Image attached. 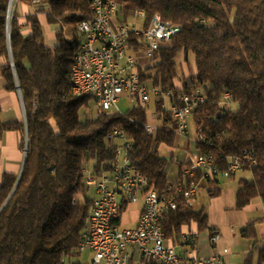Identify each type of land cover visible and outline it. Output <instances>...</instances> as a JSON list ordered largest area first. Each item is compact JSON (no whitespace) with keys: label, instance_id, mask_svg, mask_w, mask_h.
Listing matches in <instances>:
<instances>
[{"label":"trees","instance_id":"1","mask_svg":"<svg viewBox=\"0 0 264 264\" xmlns=\"http://www.w3.org/2000/svg\"><path fill=\"white\" fill-rule=\"evenodd\" d=\"M112 1L118 5V22H128L142 11L144 29L154 16L180 29L159 47L151 65L140 70L141 79L172 98L197 90L204 93L206 104L198 118L207 139L197 142V151L211 155L221 170L230 158L251 153L255 164L243 169L251 173V179L238 181L235 207L242 210L254 199L264 206V0ZM90 2L42 0L36 5V13L45 15L47 24L55 27L54 41L48 46L38 15L20 22L14 13L7 26L9 0H0L1 77L6 91H16L10 46L27 129V154L17 187L14 175L4 174L0 182V264L70 261L85 233L92 204L85 183L87 172L97 178L114 172L115 130L122 131L130 143L129 160L147 179L148 191L164 194L171 185L168 160L160 156L159 148L175 147L176 126L161 108L162 97L154 106L161 126L148 136L144 132L147 110L133 108L122 115L98 112L89 119L81 115L89 100L71 94L77 27L88 18ZM18 3L29 4L30 0ZM140 40L133 37L130 42L138 49L143 46ZM179 55L186 70L192 57L194 69L185 77L179 75ZM224 93L231 96L228 107L221 104ZM8 131L24 133L25 127L0 119V133ZM170 162L175 163L174 158ZM218 182H204L200 191ZM219 194L220 189L208 192L211 198ZM128 206L129 202L121 203V216ZM191 224L216 235L208 228L204 211L194 210L183 199L161 220L166 240L179 248L185 246L183 228ZM241 236L255 241L254 224L247 225ZM259 261L264 262V249L259 251ZM138 264L154 263L141 257ZM244 264H253V252Z\"/></svg>","mask_w":264,"mask_h":264},{"label":"built area","instance_id":"2","mask_svg":"<svg viewBox=\"0 0 264 264\" xmlns=\"http://www.w3.org/2000/svg\"><path fill=\"white\" fill-rule=\"evenodd\" d=\"M17 1L10 0L8 4L7 26ZM41 1L31 0V3L37 5ZM89 10L88 18L77 27L79 44L71 67L72 96L87 98L99 113L119 115L124 113L119 110L122 101H135L133 108L148 112L149 121L144 126L148 136L159 128L154 106L162 97L161 108L175 123L177 137L188 139L187 122L193 120L197 136L195 145L206 140L198 118L206 104L203 92L197 90L172 98L169 94L161 95L140 76V70L151 65L159 47L168 43L180 29L162 21L160 16H154L144 29L145 14L142 11L128 22H118V5L112 0H91ZM132 36L139 37L143 46L136 49L130 42ZM230 99L231 96L224 93L222 106H230ZM112 140L118 145L114 172L98 178L87 172L85 183L93 197L86 230L76 253L89 251L92 254L90 264H129L131 249L147 263L221 264L216 258H196V242L191 234L182 237L185 256L180 255L176 247L168 244L161 220L167 212L177 209L178 200L183 199L191 205L204 182L229 180L243 172L245 165H254L251 153L230 158L226 169L221 170L211 155L201 154L196 149L180 163L177 182L160 194L148 191L147 179L132 167L128 155L130 143L124 133L115 130ZM139 197L143 199L142 213L134 227H125L121 223V203H136ZM218 239V235H212L210 243L214 245ZM64 264L73 263L66 261Z\"/></svg>","mask_w":264,"mask_h":264},{"label":"crops","instance_id":"3","mask_svg":"<svg viewBox=\"0 0 264 264\" xmlns=\"http://www.w3.org/2000/svg\"><path fill=\"white\" fill-rule=\"evenodd\" d=\"M36 5L19 4L16 14L20 22L25 21L26 17L36 14L46 32V41L52 45L54 41L55 27L49 26L46 22L45 15L36 13ZM15 13V10H14ZM45 34V33H44ZM1 64V62H0ZM0 119L2 122L18 121L25 127L23 107L16 91H6L4 89V80L0 72ZM26 129L24 133L19 131H8L0 133V182L4 174L14 175L17 178L22 172L24 163V146H25ZM196 141L180 139L177 137L175 143L174 161V178L168 176V165L166 168L167 180L169 183H176L179 176L180 163L191 153L196 151ZM174 163V164H175ZM246 171L238 173L229 180L221 179L208 189L201 190L191 207L194 210H203L207 217L208 228L219 239L216 244L210 243L211 232L209 230L198 231L196 224H191L183 228V236L191 234L195 238L196 250L194 256L201 259H220L221 264H244L251 252H253V264H264L259 261V251L264 249V206L260 199H254L242 210L235 207V194L239 189L238 181L240 179L250 180L247 178ZM251 174V173H250ZM213 189H220V194L216 197H209L208 192ZM205 192V195L203 193ZM91 197H93L92 192ZM143 209V199L139 197L136 203L129 204L126 212L121 217V223L125 227L132 228L135 226ZM249 224H254L257 239L248 240L241 236V232ZM170 244L169 241H167ZM254 249V250H253ZM176 251L185 256L184 249L176 247ZM90 253L89 251H86ZM91 254V253H90ZM133 264H138L141 256L134 249L130 250ZM92 260V254H91ZM91 260L84 262L77 255H73L71 262L77 264H90Z\"/></svg>","mask_w":264,"mask_h":264},{"label":"rangeland","instance_id":"4","mask_svg":"<svg viewBox=\"0 0 264 264\" xmlns=\"http://www.w3.org/2000/svg\"><path fill=\"white\" fill-rule=\"evenodd\" d=\"M16 6L14 7L13 6V9H15V13H16V10H17V6L20 4L18 3V1L16 3ZM43 31L45 33V37H46V32H45V29L43 28ZM47 45L49 46L50 45V42L47 41ZM176 63L177 65L180 64V68L179 69V75L181 77H185L187 76V72H192V70L194 69V65H193V62H192V57L189 58V66H190V69H187L186 70V67H185V63L182 61V56L179 55L177 60H176ZM183 68V69H182ZM184 70V71H183ZM179 76V77H180ZM179 80L181 81V79L179 78ZM182 82V81H181ZM133 107H136V102L135 101H122L120 104H119V110L122 111V112H126L128 110H131ZM151 109H153V106L151 107ZM83 114H86L88 116L89 119H94L97 117V114H98V110L95 108V106L91 103H89V107L88 108H84L81 110V115ZM188 129H189V136H188V140H191V141H196V127L193 123V120H189L188 122ZM161 126V123L158 124V127ZM172 127V123H169L168 125V128H171ZM179 138V137H178ZM181 139V138H180ZM176 142H177V139H176ZM175 148H167V147H160L159 148V154L161 157L165 158L166 160H168V176L170 179H173L174 178V163L170 162V159L173 158L175 155ZM250 173H247V178H250ZM91 196V193L89 194ZM203 195H205V192L203 193ZM77 255V257L79 256L81 258L82 261L86 262V261H90L91 260V254L88 253V252H83V253H80V254H75V256Z\"/></svg>","mask_w":264,"mask_h":264},{"label":"water","instance_id":"5","mask_svg":"<svg viewBox=\"0 0 264 264\" xmlns=\"http://www.w3.org/2000/svg\"><path fill=\"white\" fill-rule=\"evenodd\" d=\"M10 2V0H9ZM10 39V38H9ZM9 58H10V64H11V67H12V70H13V75H14V80H15V85H16V90L19 94V97H20V100H21V103H22V107H23V114H24V122H25V129H26V116H25V109H24V106H23V101H22V97H21V93H20V89H19V86H18V82H17V79H16V74L14 72V67H13V62H12V57H11V53H10V46H9ZM26 154H27V129H26V137H25V146H24V162H25V158H26ZM23 167H24V163H23ZM23 167H22V170H23ZM22 174V172H21ZM21 174L20 176L17 178V181H16V184H15V188L17 187L18 183H19V180H20V177H21ZM14 188V190H15ZM10 199V197H9ZM8 199V200H9ZM7 200V201H8ZM6 204V203H5ZM5 206V205H4ZM3 206V207H4ZM3 209V208H2ZM1 209V210H2Z\"/></svg>","mask_w":264,"mask_h":264},{"label":"bare ground","instance_id":"6","mask_svg":"<svg viewBox=\"0 0 264 264\" xmlns=\"http://www.w3.org/2000/svg\"><path fill=\"white\" fill-rule=\"evenodd\" d=\"M77 33H78V31H77Z\"/></svg>","mask_w":264,"mask_h":264}]
</instances>
